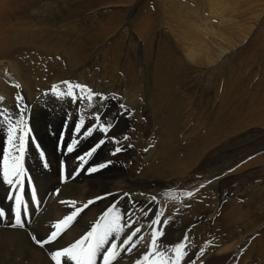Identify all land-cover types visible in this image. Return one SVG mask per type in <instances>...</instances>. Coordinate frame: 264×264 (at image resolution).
Here are the masks:
<instances>
[{
	"label": "rangeland",
	"instance_id": "374dc122",
	"mask_svg": "<svg viewBox=\"0 0 264 264\" xmlns=\"http://www.w3.org/2000/svg\"><path fill=\"white\" fill-rule=\"evenodd\" d=\"M90 1L101 0H71L69 5L82 7V12H79L80 9L70 12L63 21L50 17L49 23L44 21L40 5L37 8L29 6L34 1L24 4L23 11L29 21L25 22L27 30L23 32L21 48L28 51V64L27 69L19 67L16 72L22 79L23 89L18 93L8 91L15 96L13 102H16L12 105V110L23 113L29 127V103L55 110L56 117L69 113L76 122L82 116L86 127L95 123L93 115L99 112L101 122L107 121L114 127L107 136L99 131L94 132L91 139L95 143L101 138L108 140L115 137L127 146L131 137L142 136V160L147 157L146 148L155 146L154 156L145 165L146 173L157 161V154L161 149L157 143L169 139V150L180 148L178 157L181 161L176 162L157 183L143 181L134 187L142 193L147 188L156 190L162 212L175 216L166 220L164 231L180 230L190 235L191 230L197 253L217 248L211 249L208 245L220 238L221 230L216 226L221 223L223 216L211 225L203 223L204 216L217 208L215 200L221 195L234 198L236 192L240 191L255 194L256 199L259 198L262 202L264 195V18L262 17L259 25H255L258 9L264 7V0H179L186 10L184 23H196V27L205 36L203 40L213 41L216 48L220 44L224 45L227 40L235 42L242 39L250 27H256L239 49L229 50L231 53L228 51L229 55L226 54L217 65L207 64V68L198 65L199 68L194 64L196 66L190 70L182 65L181 54L185 51L186 44L193 40L186 35V29L179 28L180 20L170 10L161 7L164 2L165 7L174 9L171 2L169 4L170 0H143L140 5L130 4V0H106L110 2L109 9L96 16L86 13L84 5H89ZM174 1L179 3L178 0ZM132 5L137 6L134 16L132 15L133 20L131 19L135 22V28L137 29V20L139 31L147 29L149 33L143 42L135 37L137 39H133L127 49L130 35L132 38L131 32L127 35L128 39L122 38V35L118 39L116 35L119 31L122 34L128 27L125 24L130 17L129 7ZM79 13L84 15L80 16ZM218 16L222 18L221 22L216 18ZM145 22L149 25L146 26ZM207 25L214 29L215 37L205 34ZM31 37L44 39L43 41L58 48L49 46L39 52L30 49L27 45H30L28 42H31ZM187 38L191 40L186 41ZM197 44L200 42L197 41ZM64 47L83 53L82 75L70 74L76 71L77 66L69 63ZM163 59L172 64L165 71L161 86H158L155 78L159 74L156 72L161 69ZM214 69L216 70L213 71ZM65 82L87 86L94 94L91 107L87 94L79 89H74L77 97L85 98L72 102L71 97L64 94L68 86ZM54 88L56 91H53ZM121 105L127 111L121 109ZM69 115L65 117V122ZM73 126L67 121V127L65 123L60 127L58 145L62 143L66 146L71 142L67 136H73ZM125 135L129 139L125 140ZM161 135L166 136L161 138ZM29 138H32L30 133ZM89 141L88 145L91 147L87 151L95 145ZM34 144H31L33 148L43 149L40 142ZM121 144L107 142L102 146L103 152L113 151ZM99 150L91 158H87L90 163L88 167L109 161V158L101 159ZM26 151L24 167L28 176L32 171L27 168ZM58 151L69 154L60 147ZM192 152L197 154L191 157ZM64 163L67 164V176L68 173L74 174L78 165L71 170L68 163ZM112 166L113 164L90 175L84 171V174L94 176ZM82 172L75 174V178L81 176ZM218 173L220 175L216 176ZM59 179L64 182L62 173ZM204 181L209 187H216L214 195L207 190ZM78 185L84 187L85 182ZM33 187L38 196L40 186L36 178L31 179L30 185H25L30 197ZM188 193L192 195L189 196ZM8 197L9 193L4 199L1 198L0 204L6 214L10 215L15 205ZM39 202L43 204V196ZM252 207V213L254 210H262V207ZM261 210L248 221L244 236L256 229L260 216L264 214ZM164 221L161 219V224ZM263 247L264 236L259 235L256 239L247 240L236 255L215 259L213 264H244L247 258L257 260ZM255 264H259L258 261Z\"/></svg>",
	"mask_w": 264,
	"mask_h": 264
},
{
	"label": "bare ground",
	"instance_id": "6f19581e",
	"mask_svg": "<svg viewBox=\"0 0 264 264\" xmlns=\"http://www.w3.org/2000/svg\"><path fill=\"white\" fill-rule=\"evenodd\" d=\"M30 1H34V4L29 5L31 7L37 8L38 5L42 7L41 9L44 13L43 17H45L44 21H47V23H49L48 19H50V17L63 21L66 14L68 15L70 12H75L77 9H80L79 12H82L83 9L80 6L71 7V5H69L71 0H61V2L59 0H53V5L50 3L51 0H0V94H5L4 96H0V165L3 163V156L6 151L10 150L12 153L15 152V148L10 146L7 142V127L4 121L6 118L11 117L12 121L15 122L21 115V113L17 110H12V108H14L12 105L16 102H13V98L15 96L8 91L18 93L21 89H23L22 79L16 72L19 67H21L22 70L27 69L28 64V51L21 48V38L24 36L23 32L27 30L25 22L29 21V18L23 11L24 4L29 3ZM142 1L143 0H130L129 3L140 5ZM170 2L174 9L165 7L164 2H162L161 7L165 10H170L174 17L180 20L179 28L186 29V35L188 37H192L193 40L192 42H189V44H186V49L182 53L183 55L181 54L182 65L186 66L189 70L190 68H194L193 66L196 65H201L202 67L205 66V68H207V64L214 66L220 59L223 57L225 58V55L230 52L229 50H233L234 48L239 49V47L242 46V44L248 39L250 33L254 31L256 28L255 25H259L262 21V17L264 18V16H262L264 15L263 7L262 9H258L259 11L257 14L258 16L255 19V25L249 28L248 32H246L242 39L235 42L227 40L224 45L220 44L219 47L216 48V46H213V41L208 39L203 40L205 36L196 27V23H184V12L186 11L183 8L184 4L180 5L182 2L179 1V3H177L174 0H170L169 4ZM57 4L58 6H55ZM136 5L129 7L131 10L129 12L130 17L126 19L127 23L125 24L128 27L122 34L119 31L116 35L118 39L121 35L122 38H127V35L131 32L132 38L130 35V39L126 45L128 46L127 49L130 47L133 39L136 40L139 38V41L143 42V39L146 38L149 33L147 29H144L143 32L139 31V23H137V20V29L134 26L135 22L133 23L131 21L132 15L137 9ZM109 7L110 2H107L106 0H101L100 2L90 1L89 5H84L86 13L89 12L91 16L100 15L103 10H107ZM218 11H220V9ZM151 13L152 11L149 12V14ZM79 14L80 16L84 15V13ZM216 18L218 21H222V18L219 16ZM17 21H20V23H17ZM145 25L148 26L149 23L145 22ZM236 29L237 28H235V30ZM46 32L48 33L49 31L46 30ZM205 34H211L212 36L215 35L214 29L210 25H207ZM31 39V42L27 41L30 44L27 46L30 49L37 50L38 52L47 49L49 46L58 48V46L52 43L50 44L47 41H43V38V40L39 38L36 39L35 37H31ZM185 40L189 41L191 38H187ZM197 41L200 42V44H197ZM63 51L66 56H68L69 63L77 66L76 71L70 74L82 75L83 68L81 63L84 59L83 53L75 51L71 47H64ZM171 61L173 60L171 59ZM171 64L166 59H163L161 69L156 72L159 74V76L155 78L158 86H161L160 84L164 80L165 71L170 69ZM215 70L216 69L213 71ZM210 73L211 71H209V74ZM214 74H212V77ZM208 77L210 76L208 75ZM167 81L169 80L167 79ZM158 86H156V88H159ZM29 105L31 106L32 111L30 109L31 118L28 124L31 126H28V128H30V134L33 138L31 139L33 141L29 137L27 138L26 153L28 155L26 164L27 168L32 171L28 177L31 179L36 178L38 181L40 194H38V196L36 194V198L40 201L41 196H43L44 202L43 204L39 203V205L36 206L32 203V196L30 197L28 195L29 193L26 190L24 191L23 199L25 198L24 200H27L30 203L28 208L29 215L27 217V224L23 229L11 226L14 223V211L10 215H7L6 218H0V264H54L51 260L52 252L62 247H66L75 240L79 239L87 230L90 229L91 225L103 213V211L113 203H116L122 211L127 212L131 216V219L136 222L133 227L141 228V232L134 238V241L139 240V237L141 236L143 237V240H139L137 247L133 249L130 254L122 253L121 257L118 258L114 264H135V261L141 256V254L148 250L147 246L151 242L150 234L152 227L149 225L154 219L153 213H159L162 220L173 219L175 216L172 214L165 215V213L162 212L161 204L159 202L160 198L156 190L147 188L142 193L141 191H136L134 186L143 181L157 183L176 162L181 161L178 157V151L180 148L177 147L174 150H169V139H165L164 141L157 143V145L160 144L161 146V149L157 154V161L155 162V166L148 173H146L144 172L145 165L148 160L154 156L153 149L155 146L146 148L147 157L142 160L141 153L144 146L142 136L139 138L131 137L128 144H131L132 147H126L125 144H122L126 147V150L124 153L121 151L122 153L120 155H112V157L110 155L112 151L103 152V148L101 147L102 150L100 148L101 152L100 150L99 152L102 155V158L100 157L101 159L106 160V158H109L108 160L114 161V163H112L113 166L109 167L105 170V172H98L99 174L94 176H89L90 174L86 176L83 171L81 173L82 175L78 178H75L73 173H68V178L66 180L64 179V182H61L59 175L62 173V162L66 161L68 166H70V169L73 170L74 167L79 164L77 157L84 154L87 149L91 147L90 144L88 145V141H94L91 137L85 138L81 135L79 136V143L76 146V150L69 154L60 153L61 151H58L57 136L60 127L65 123V117L68 116L69 113L62 115L61 117H56L55 110L40 108L35 104L32 105V103H29ZM67 121H69L71 125H75L76 123L70 115ZM165 136L166 135H161V138ZM67 139L71 141L73 136L69 135L67 136ZM34 142H40L43 149L41 150V147L39 149H35V147L33 148L31 144H34ZM93 144L96 143L94 142ZM41 152L44 154L43 157L40 154ZM196 154V152H192L191 157ZM111 157L112 159H110ZM45 162L47 163V167L44 166ZM88 166H90L89 162L85 165V168ZM217 175L219 176L220 173L216 174V176ZM80 182H85V186L80 187L78 185ZM204 185L207 190L212 192L214 195L216 187H209L206 181H204ZM57 190L58 194H56ZM9 192V186L4 184L2 178H0V200L1 198L4 199ZM263 192L264 188L262 189V194ZM30 194L32 195V193ZM105 194L111 195H107L106 198L103 199H96L97 197H105ZM262 199L263 200L261 202L259 201V198L256 199L255 194L249 195L248 193L237 191L234 198L233 196L226 197L225 195H221L215 200L217 208L212 210L210 214L204 216L203 223L204 225H211V223L221 219L223 216L221 223L216 226V228L221 230L220 238L215 239L208 245L211 249L213 247L217 248L197 253V247L195 246L192 232L188 228L187 230H189L190 235L180 230L164 231V235L160 238V240L165 247L172 246L180 242L185 243L187 256L184 258L182 264H213L215 259L234 256L241 249L242 245L246 244L247 240L256 239L259 235L264 236V214L260 216L256 229L251 231V233L247 236L243 235L248 229V221L256 212H260L261 210H254V213H252V206H255V208L262 207L261 212L264 211V195L262 196ZM90 200L95 202L89 205L88 208H85L54 243L40 246L33 241L32 236H35L39 240L47 239L50 231L54 230L53 225L57 221L71 214L76 207H83V205ZM73 201L76 202L74 207L71 205V202ZM0 209H2L1 204ZM144 210H147V213H145ZM22 218H24L23 213ZM153 227L156 226L153 225ZM130 231V229H126L124 235H127ZM123 238L124 236L121 237V239ZM256 261H258L259 264H264V247L263 252L258 256L257 260L247 258L244 264H255Z\"/></svg>",
	"mask_w": 264,
	"mask_h": 264
},
{
	"label": "snow or ice",
	"instance_id": "6c2138e0",
	"mask_svg": "<svg viewBox=\"0 0 264 264\" xmlns=\"http://www.w3.org/2000/svg\"><path fill=\"white\" fill-rule=\"evenodd\" d=\"M67 86V91L64 93L68 97H71L72 102H76L79 98L83 100L84 96L77 97L74 89H79L81 92L87 94V99L89 101V107H91V100L93 98V93L87 86L83 85H72L65 82ZM53 91H56L54 88ZM103 99V97H102ZM121 109L127 111L124 105L120 106ZM93 119L95 123L91 126L86 127V121L81 116L78 118L73 129V139L66 146L64 144L58 145L66 153H72L76 150V146L79 143V136L85 138H90L94 132L99 131L104 136H107L110 129L114 127L112 123L107 121L101 122V114L99 112L94 113ZM7 127V142L13 148L16 149L15 153L10 150L6 151L3 156V163L0 165V178L4 184L8 185L10 188L9 199L14 202V223L12 227H19L21 229L25 228L27 224V217L29 215V201L24 200L25 185L31 184V178L26 176V169L24 167L25 151L27 138L29 137L30 128L27 126V122L24 119V114L21 113L20 117L13 122L11 117L6 118L4 121ZM65 127H67V120L65 122ZM124 139H129L126 135ZM63 140V135L61 137ZM112 142L114 144H121L119 140L115 137H110L108 140L101 138L95 145L92 146L86 153L81 154L77 157L79 162L78 167L74 173L79 174L81 171H87L89 174L95 173L100 169L108 167L114 161H106L101 163L99 166H91L85 168L88 163L87 158H91L94 153H96L105 143ZM126 147H132L128 144ZM126 147L121 144V146L115 147L110 155H117L121 151L126 150ZM41 156L44 154L41 152ZM47 167V163L44 164ZM62 176L67 179V169L66 164L62 162L61 165ZM63 182V181H62ZM58 194V190L57 193ZM105 197H97L96 199H103ZM130 195V194H125ZM191 196V193H188ZM95 201H88L83 207H76L71 214L65 216L63 219L57 221L50 231L47 239L39 240L35 236H32L33 241L40 246L45 244L54 243L65 230L76 220L77 216L89 205L93 204ZM32 203L36 206L39 205V201L36 198L35 188H32ZM75 201L71 202L74 207ZM147 213V210H144ZM22 213L23 217L22 218ZM7 214L3 209H0V218H6ZM154 219L149 225L152 227L151 231V242L147 246L148 250L141 254V256L135 261V264H182L184 258L187 256L185 251L186 245L184 242L172 246H163L161 237L164 235V226L167 224L165 220L161 224V215L159 213H153ZM136 222L131 219V216L122 211L116 203L110 205L103 213L95 220L91 225L90 229L87 230L79 239L72 242L66 247L55 250L51 254V260L54 264H114L121 257V254H130L133 249L137 247L139 240H143V237H139V240L134 238L141 232L140 227H133ZM155 225L156 227H153ZM126 229H130L127 235H124ZM124 236L123 239L121 237Z\"/></svg>",
	"mask_w": 264,
	"mask_h": 264
}]
</instances>
